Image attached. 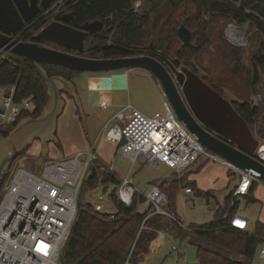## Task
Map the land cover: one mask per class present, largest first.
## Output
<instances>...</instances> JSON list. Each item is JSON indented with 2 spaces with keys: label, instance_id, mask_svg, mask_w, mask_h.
I'll return each instance as SVG.
<instances>
[{
  "label": "trees",
  "instance_id": "trees-1",
  "mask_svg": "<svg viewBox=\"0 0 264 264\" xmlns=\"http://www.w3.org/2000/svg\"><path fill=\"white\" fill-rule=\"evenodd\" d=\"M65 8L72 12L73 25L76 26L85 21L101 20L105 23L107 17L110 19L108 24L105 23V29L100 31V38L107 37L109 43H104L98 49L87 53V56L93 57L140 54L144 52L145 45L150 40L155 50L168 58L169 50L177 42L179 48L175 49L174 56L178 61L183 59L184 64L190 65V58L205 49L209 40L207 31L213 20L227 19L237 24H251L259 43L258 51L250 61L251 100H233L232 103L247 123L256 122L258 77L259 73L264 74V0H144L141 8H135L132 0H68ZM181 23L191 33L188 44H184L177 34ZM42 24L39 21L35 26L40 27ZM87 39L89 36L85 40ZM232 54L238 62L240 51L235 49ZM12 61L13 63L0 60V85H13L14 99L31 97L34 110L23 114L22 117L35 116L47 101L46 86L27 58L14 55ZM41 66L48 75L60 74L69 79L72 75L80 73L53 64L42 63ZM237 68L238 66L234 65L233 70ZM259 94L263 105L264 84ZM7 132L0 126V136L6 135ZM98 171L103 172V183H119L116 174L92 167L84 179L89 186L97 181ZM7 179L8 175L4 177V181ZM185 182L186 178L182 177L158 185L164 191L166 188L170 190L166 206L172 212H175L174 197L177 187ZM255 186L256 181L253 180L245 196L247 202L257 200L253 196ZM105 190L104 186L103 191ZM200 193L204 196L210 194L209 191H198V194ZM109 196L118 210L113 219H107L106 213L94 211L90 202L85 205L77 204L74 223L61 248V264H139L142 254L148 251L150 241L163 226V215H148L150 204L138 191L129 205L117 200L115 188L111 189ZM144 202L148 207L140 209L139 206ZM236 206L237 200H234L225 215V209H217L213 219L202 223H189L193 234L191 243L196 246V264H251L234 256H254L257 243L264 236V222L256 221L251 229H236L230 226L229 217Z\"/></svg>",
  "mask_w": 264,
  "mask_h": 264
},
{
  "label": "water",
  "instance_id": "water-1",
  "mask_svg": "<svg viewBox=\"0 0 264 264\" xmlns=\"http://www.w3.org/2000/svg\"><path fill=\"white\" fill-rule=\"evenodd\" d=\"M55 0H0V48L7 51L1 60L13 63L12 56L29 60L46 86L48 100L38 115L21 117L0 136V186L11 163L25 151L33 140H38L41 152L32 158L31 170L40 166L47 156L46 142L55 139V120L61 113L65 99L76 104L79 117L85 120L82 101L71 79L60 74L48 75L41 64H53L78 72L106 73L87 76L86 99L91 106H101L112 90L127 87L128 70L139 69L158 83L177 118L184 123L201 145L231 164L248 172L254 180L264 181V142L257 138L247 121L238 113L231 100L209 85L200 75L178 59H168L149 48L143 53L119 57H93L82 53L85 39L102 26L101 20L72 25V12L62 9L53 19L42 25L29 40H17L12 33L25 22L47 9ZM109 18L105 19L109 22ZM179 39L188 44L191 33L184 24L177 28ZM53 42L55 45L49 44ZM99 46L89 47L88 50ZM83 125L84 122H83ZM208 159L200 154L197 160L180 171L185 175L198 169ZM226 186L211 194L223 203L237 186L240 172L229 169ZM240 229V228H236Z\"/></svg>",
  "mask_w": 264,
  "mask_h": 264
},
{
  "label": "built area",
  "instance_id": "built-area-1",
  "mask_svg": "<svg viewBox=\"0 0 264 264\" xmlns=\"http://www.w3.org/2000/svg\"><path fill=\"white\" fill-rule=\"evenodd\" d=\"M68 0H55L47 9L41 10L28 23L12 33L17 40H29L37 30L36 22L47 23V17L65 9ZM2 54L7 51L0 48ZM1 60V55H0ZM164 111L146 114L127 103L117 109L109 125L103 127L101 136L115 144L113 154L119 152L127 158L130 168L141 158L154 166L164 164L180 173L194 163L200 154L207 159L218 160L240 172L237 186L231 192L232 199L246 195L254 178L246 171L231 164L216 153L205 149L173 111L165 94L158 85ZM13 85H0V126H13L23 114L34 110L31 97L14 99ZM105 107L104 103H101ZM27 116V115H26ZM24 117V116H23ZM35 158V157H34ZM40 174H34L22 166L16 158L10 165L8 179L0 186V264H59L61 248L66 242L77 213V193L92 167L115 173L113 156L108 162L98 157L94 145L91 149L76 150L57 159L43 160ZM37 167V166H36ZM35 167V168H36ZM119 177V176H118ZM118 184L98 183V191L89 201L94 211L106 213L107 219L115 218L117 208L107 211L103 201L105 191L115 188L117 200L125 205L132 202L137 189L127 174L119 177ZM92 191L95 193L96 191ZM190 192L191 187L184 188ZM150 204L148 215L159 213L176 219L167 209L168 195L152 184L143 194ZM229 197V200H230ZM231 201V200H230ZM232 200V204L233 205ZM229 225L246 229L247 220L238 213L229 217ZM190 228V227H188ZM190 230H192L190 228ZM158 231L157 236H162ZM255 252L264 262V236ZM175 249V246H172Z\"/></svg>",
  "mask_w": 264,
  "mask_h": 264
},
{
  "label": "rangeland",
  "instance_id": "rangeland-1",
  "mask_svg": "<svg viewBox=\"0 0 264 264\" xmlns=\"http://www.w3.org/2000/svg\"><path fill=\"white\" fill-rule=\"evenodd\" d=\"M132 3L135 8H141L144 0H132ZM52 19V15L48 16L47 22ZM104 29L105 25L101 30ZM207 32L209 40L205 49L190 58V65L184 64L183 59L179 60V64L188 66V68L200 75L209 85L217 87L218 90L220 89L221 91L219 92L227 99L251 100L249 84L252 80V67L250 61L251 57L257 53V47L259 44L253 26L249 23L237 24L234 21L227 19H215ZM149 41L150 40H148L145 45V50L151 48V50L155 51L158 55H162L161 52L155 50L154 45ZM104 43H109L107 37H89V39L85 40L86 50L83 55L88 53L89 47L103 45ZM178 48L179 44L175 42L169 50L168 59L176 58L174 56V51ZM235 49L240 51L238 62L234 60L232 54V51ZM234 65L238 66L237 70H233ZM85 74L87 73L80 72L74 74L72 75L71 80L75 84L77 92L81 97L82 108L86 118L83 121V119L79 117L74 101L65 94H62L65 103L61 113L55 120L56 140L51 139L46 142L47 156L44 157L43 160L49 158L57 159L64 155H70L76 150L85 151L91 149L88 140L89 137L94 144L98 157L104 162H108L113 156V166L114 171L117 173L116 175L119 177H123L126 174L130 176L137 191L142 194H144L153 183L159 180L169 183L173 177H185L186 174L181 176L180 173L177 172L171 175L172 170L167 168L168 166L164 164L154 166L152 163L146 162L144 158H141L139 162H136L129 170L130 163L127 158L123 157L119 152L113 154L115 144L101 136L103 130V127L101 126L106 118L110 116L112 111H108V109L105 110L100 106H91L87 103V99H85L86 88L84 85ZM152 80L150 75L142 70H128L127 87L122 90H113L116 100L120 102L114 111L127 103L146 114H151L154 111H164L161 97L157 91L158 83L153 77ZM263 80L264 74L259 73V82L257 84V97L259 99L257 102L258 113L256 116V122L251 124L250 127L253 134L259 138L261 142H264V103L262 105L259 93L262 84H264ZM83 122L85 125H83ZM4 128L7 131H10L12 126H6ZM41 148V143L38 140H33L24 153L16 159L22 161V166L25 169L34 174H40L42 165L31 170L28 163L31 162L32 159L26 158L25 162L24 158L29 156L28 153L30 152L36 154L35 156L39 155ZM228 172L229 168L224 163L209 158L198 169L188 172L187 179L190 180V183L187 182L181 186L192 185L194 184L192 183L194 182L193 180H197V182L206 187V189L214 187L223 188L230 179ZM102 177L103 172L98 171L97 181L90 184V186L87 180H84L80 191L77 193V204L85 205L86 202L94 199L98 192L96 191L98 190V183H102ZM192 186L193 191L190 194H184L182 188L177 187V192L174 197V211L184 222L202 223L209 221L214 218V211L217 209H225V215L231 208L232 200H237V206L234 211H237L239 215L245 216L250 221L248 229H251L253 223L258 220L264 222V184H260L257 187L255 194L256 201L247 202L245 196H239L235 199L230 197L231 201L228 199L223 203L216 198H213L211 195L204 196L198 194V189L195 187V184ZM94 190L96 191L95 193L92 192ZM164 192L169 195L170 190L166 188ZM103 201L107 203V205H105L107 211L113 209L112 204L110 203L109 192L107 190H105ZM147 207L148 204L146 202L139 206L140 209ZM172 223L173 222L170 220L164 219L163 215L162 227H164L163 229H166L167 232L164 231L162 236H158L160 243L157 246L150 248L144 255L143 264L197 263L196 246L193 243L188 242V237L179 238L168 233L169 231H174L175 234L183 235V232L179 231ZM173 245L175 246V249H172ZM260 245L261 242H258L256 251ZM221 250L224 251L223 249ZM234 257L250 262L251 264L261 263L256 253L251 258L241 255H235ZM60 258L61 257L59 256V264H61ZM262 264H264V262Z\"/></svg>",
  "mask_w": 264,
  "mask_h": 264
},
{
  "label": "crops",
  "instance_id": "crops-1",
  "mask_svg": "<svg viewBox=\"0 0 264 264\" xmlns=\"http://www.w3.org/2000/svg\"><path fill=\"white\" fill-rule=\"evenodd\" d=\"M128 74V73H127ZM86 78L87 77H85V88H87V81H86ZM151 78V80H152V77H150ZM153 81V80H152ZM153 84H154V82H153ZM155 85V84H154ZM156 87V86H155ZM157 91H158V89H157ZM86 96V95H85ZM85 99H86V97H85ZM237 99V98H236ZM114 100H115V102H114ZM238 100V99H237ZM231 101H233V100H231ZM102 103H104L105 104V107H102V106H100L101 108H103V109H105V110H107L108 109V111H112L111 112V114H110V116L108 117V118H106V120L104 121V123L102 124V126L101 127H104L106 124H110L111 122H113L112 121V119H111V117H112V115H113V113L116 111H114V109L118 106V104L120 103L119 101H117L116 100V96H115V93H114V91L112 90L111 92H110V95H109V98L106 100V101H104V102H102ZM77 112H78V110H77ZM100 121V120H99ZM93 122H95V121H93ZM96 124V123H95ZM88 137V136H87ZM88 140H89V143H90V145L92 144V145H94L92 142H91V140H90V138L88 137ZM28 155L29 156H27V157H25L24 159V161L26 162V158H29V159H32V158H34V157H36L35 155L36 154H32L31 152L30 153H28ZM139 162V161H138ZM31 164V162H29L28 163V165H30ZM158 166V165H157ZM167 168H169V169H171L172 170V173H171V175H173V173H176L172 168H170V167H167ZM116 173V172H115ZM117 174V173H116ZM170 175V176H171ZM118 176V175H117ZM169 178V177H168ZM180 178H182V177H180ZM180 178H176V177H173L172 179H174V180H179ZM185 178H186V182L185 183H190V180H188L187 179V174H186V176H185ZM171 179V180H172ZM170 180V181H171ZM230 180V179H229ZM228 180V181H229ZM194 181V184H195V187L198 189V191L200 192V191H209V192H211V191H218V190H221V189H223V188H219V187H214V188H208V189H206V187H204V186H202V185H200L199 184V182H197V180H193ZM256 181V186H255V189H254V192H253V196L255 197V194H256V190H257V187L260 185V184H264V181H261V180H255ZM163 182H165V181H157V182H155V183H153V184H157V185H159V184H162ZM228 183V182H227ZM187 186H190L191 187V191L190 192H185L184 191V188L185 187H187ZM180 188H182V191H183V193L184 194H190L192 191H193V186L191 185V184H189V185H184V186H179ZM208 187V186H207ZM136 188V187H135ZM198 193V192H197ZM200 195H202L201 193H200ZM209 195H211L212 196V194H209ZM208 195V196H209ZM243 196H246V195H243ZM213 197V196H212ZM214 198V197H213ZM256 198V197H255ZM216 206V205H215ZM214 206V207H215ZM215 209V208H214ZM175 213V212H174ZM232 213H238L237 211H233ZM231 216V215H230ZM241 216H243V215H241ZM175 217H176V219H172V218H170V217H168V216H165L164 215V219H167V220H170L171 222H173L172 224L173 225H175V227L179 230V231H181V232H183V235H178V234H175V232L173 231H169L168 233L169 234H172V235H174L175 237H179V238H183V237H188V242H190L191 243V240H192V237H193V234H192V230H190V228H188L189 227V223H187V222H184L182 219H180L178 216H177V214L175 213ZM243 217H245V216H243ZM246 218V217H245ZM246 220H247V228L246 229H248L249 228V225H250V221L248 220V218H246ZM164 227H162L161 229H159L158 231H162V232H167V230L166 229H163ZM160 243V240H159V237L158 236H156L154 239H152L151 241H150V243H149V247H148V251H149V249L150 248H152L153 246H157L158 244ZM195 245V244H194ZM173 249V248H172ZM147 251V252H148ZM147 252H144L143 254H142V256H141V258L139 259V264H143V257H144V255L147 253Z\"/></svg>",
  "mask_w": 264,
  "mask_h": 264
},
{
  "label": "flooded vegetation",
  "instance_id": "flooded-vegetation-1",
  "mask_svg": "<svg viewBox=\"0 0 264 264\" xmlns=\"http://www.w3.org/2000/svg\"><path fill=\"white\" fill-rule=\"evenodd\" d=\"M67 10V9H66ZM68 11V10H67ZM26 23H28V22H25L23 25H25ZM105 23L106 24H108L109 22H106L105 21ZM105 23L104 22H102V26H101V28L98 30V31H96L95 33H89V37H91V36H99L100 37V34H101V29H102V27L105 25ZM71 24L73 25V21L71 22ZM76 26V25H75ZM29 39H31L30 37H29ZM49 44H51V45H54V46H57V45H55L53 42H49ZM101 45H99V47H100ZM98 47V48H99ZM98 48H96V49H98ZM86 50V49H85ZM85 50H84V52L83 53H85ZM93 50H95V49H92V50H88V52H90V51H93ZM82 53V54H83ZM87 53V52H86ZM85 55H87V54H85ZM99 74H106V73H91V74H85V77H87L88 75H99ZM151 77V76H150ZM217 90V89H216ZM248 125L251 127V124L250 123H248ZM24 152V151H23Z\"/></svg>",
  "mask_w": 264,
  "mask_h": 264
}]
</instances>
